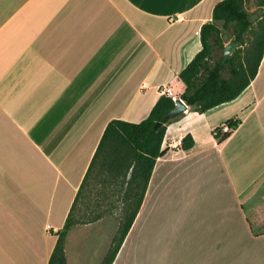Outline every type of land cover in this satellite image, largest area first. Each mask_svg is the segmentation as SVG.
Returning a JSON list of instances; mask_svg holds the SVG:
<instances>
[{"label": "crops", "instance_id": "obj_1", "mask_svg": "<svg viewBox=\"0 0 264 264\" xmlns=\"http://www.w3.org/2000/svg\"><path fill=\"white\" fill-rule=\"evenodd\" d=\"M221 1L0 0V264H49L107 126L146 120L160 88L181 98ZM162 150L112 264H264V56L238 98L173 120ZM75 214L67 264H104L121 224Z\"/></svg>", "mask_w": 264, "mask_h": 264}, {"label": "trees", "instance_id": "obj_2", "mask_svg": "<svg viewBox=\"0 0 264 264\" xmlns=\"http://www.w3.org/2000/svg\"><path fill=\"white\" fill-rule=\"evenodd\" d=\"M253 1L223 0L214 8V21L202 26V50L179 76L185 85V91L180 99H183L195 111L204 113L235 100L256 78L264 56V17L260 19L258 28L254 32V38L250 43H247V34L253 28L247 5ZM256 4L258 7H264V0H256ZM219 23H222V27ZM224 30L232 31L231 38L238 45L234 54L226 62H223V53L226 46L223 38ZM217 50L221 52V55L215 59L214 53ZM225 73H228V77L225 76ZM175 106L176 102L172 96L163 95L159 98L146 120L138 124L114 120L104 132L73 205L74 210L94 171L97 174L105 172V181H116L122 188L126 187L125 202H129L128 206H130V203L134 205L135 209L132 212L127 211L125 220L121 223L120 235L114 241L104 264L114 262L135 221L156 161L164 155L162 145L167 126L173 120L182 116L165 118ZM158 123H161V125L157 126ZM229 124L232 127L238 125L233 122H229ZM231 135L232 132H229L217 137L219 142L222 143ZM182 143L185 149H190L195 144L191 135L186 136ZM73 210L64 228L57 234V243L49 264H67L65 245L67 235L74 224ZM249 222H252V220L249 219Z\"/></svg>", "mask_w": 264, "mask_h": 264}, {"label": "rangeland", "instance_id": "obj_3", "mask_svg": "<svg viewBox=\"0 0 264 264\" xmlns=\"http://www.w3.org/2000/svg\"><path fill=\"white\" fill-rule=\"evenodd\" d=\"M247 10L250 13V17L253 22L252 31L249 32L246 37V42L250 43L254 38V32L258 28L260 19L264 17V7H258L256 4V0H254L253 2L247 5ZM219 25L222 27V23H219ZM231 35L232 31H223V38L226 45L229 42L233 41ZM220 55L221 52L217 50L214 53V58L217 59L218 57H220ZM225 76L228 77V73H225ZM105 177V172L98 174L96 171L93 172L90 179L88 180L86 187L84 188L79 202L75 207L76 214L78 213V218L84 221H89L99 216H105L114 218L121 224L122 221L125 220L127 211L129 210V206L127 205L129 202L126 203L124 199L126 187L122 188L120 184L116 181L107 182L105 181ZM133 209L134 206L131 207V211ZM172 219H176V221H178V216H173ZM115 223L116 221L112 219H107L105 220L104 225L109 224V226H112V224ZM70 253L71 259L73 260V257H76V254H78L77 248L74 247L70 249ZM76 261L78 264H81L80 260Z\"/></svg>", "mask_w": 264, "mask_h": 264}, {"label": "water", "instance_id": "obj_4", "mask_svg": "<svg viewBox=\"0 0 264 264\" xmlns=\"http://www.w3.org/2000/svg\"><path fill=\"white\" fill-rule=\"evenodd\" d=\"M238 45L234 42L231 41L229 42L225 48H224V53H223V62H226L229 57H231L234 52L236 51ZM189 108V105H187V103L183 100L178 98L176 100V106L173 110H171L166 116L165 118H170V117H174V116H179L182 115L183 113H185ZM161 123H158L157 126H160Z\"/></svg>", "mask_w": 264, "mask_h": 264}, {"label": "built area", "instance_id": "obj_5", "mask_svg": "<svg viewBox=\"0 0 264 264\" xmlns=\"http://www.w3.org/2000/svg\"><path fill=\"white\" fill-rule=\"evenodd\" d=\"M171 19H172L171 21H173V22H176V21L179 22V21H182L184 18L181 17V16H177L176 18H171ZM160 92L163 95H170V96H172L175 102L178 99V98H176L177 97L176 95H172L171 94L170 90H167V89L165 90L163 88H160ZM232 130H233V127L230 126L229 123H227V124H224L221 127H219L217 130H215L214 133H215V136L225 135V134H227L229 132H232ZM181 145H182V139H178V141H176V146H181Z\"/></svg>", "mask_w": 264, "mask_h": 264}]
</instances>
